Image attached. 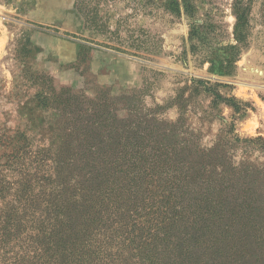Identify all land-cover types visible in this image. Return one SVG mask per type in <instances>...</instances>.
Instances as JSON below:
<instances>
[{
  "label": "rangeland",
  "instance_id": "obj_1",
  "mask_svg": "<svg viewBox=\"0 0 264 264\" xmlns=\"http://www.w3.org/2000/svg\"><path fill=\"white\" fill-rule=\"evenodd\" d=\"M114 141L264 264V0H0V209Z\"/></svg>",
  "mask_w": 264,
  "mask_h": 264
},
{
  "label": "trees",
  "instance_id": "obj_2",
  "mask_svg": "<svg viewBox=\"0 0 264 264\" xmlns=\"http://www.w3.org/2000/svg\"><path fill=\"white\" fill-rule=\"evenodd\" d=\"M80 146L56 158L54 181L35 194L26 183L15 191L14 205L3 204L0 264L253 261L234 253L237 233L229 222L201 217L196 201L186 208L181 177L163 170L159 155H144L135 141L92 146L89 156L74 154ZM5 193L0 189L1 200Z\"/></svg>",
  "mask_w": 264,
  "mask_h": 264
}]
</instances>
